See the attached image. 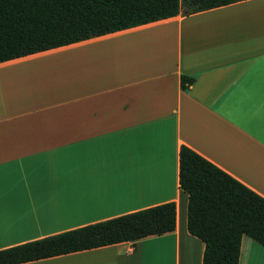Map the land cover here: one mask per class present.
Here are the masks:
<instances>
[{"label":"crops","instance_id":"1","mask_svg":"<svg viewBox=\"0 0 264 264\" xmlns=\"http://www.w3.org/2000/svg\"><path fill=\"white\" fill-rule=\"evenodd\" d=\"M182 146L264 199V0L0 63V250L172 202V232L22 264H202Z\"/></svg>","mask_w":264,"mask_h":264},{"label":"trees","instance_id":"2","mask_svg":"<svg viewBox=\"0 0 264 264\" xmlns=\"http://www.w3.org/2000/svg\"><path fill=\"white\" fill-rule=\"evenodd\" d=\"M241 0H0V63ZM192 78L181 76L182 89ZM179 188L187 231L204 243L202 264H238L246 235L264 247V199L182 146ZM172 202L0 250L22 264L172 232Z\"/></svg>","mask_w":264,"mask_h":264}]
</instances>
